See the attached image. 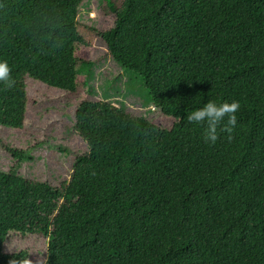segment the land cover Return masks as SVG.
Returning a JSON list of instances; mask_svg holds the SVG:
<instances>
[{
	"label": "trees",
	"instance_id": "trees-1",
	"mask_svg": "<svg viewBox=\"0 0 264 264\" xmlns=\"http://www.w3.org/2000/svg\"><path fill=\"white\" fill-rule=\"evenodd\" d=\"M33 2L0 0L12 81H0V127L14 131L28 112L26 77L74 93L94 67L73 39L22 25ZM105 10L112 59L173 124L78 103L70 130L86 155L70 180L0 170V263L11 234L42 233L43 264H264V0H106ZM209 100L239 104L214 144L185 120Z\"/></svg>",
	"mask_w": 264,
	"mask_h": 264
},
{
	"label": "rangeland",
	"instance_id": "rangeland-1",
	"mask_svg": "<svg viewBox=\"0 0 264 264\" xmlns=\"http://www.w3.org/2000/svg\"><path fill=\"white\" fill-rule=\"evenodd\" d=\"M114 1L120 7L123 0ZM105 7L106 0H34L26 11L23 26L73 39L77 56L93 61L94 67L90 77H79L74 93L25 78L28 112L24 128L0 127V170L17 168L30 181L53 186L70 180L75 156L86 155L85 144L70 130L73 110L84 100H103L116 107L123 104L132 117L144 116L163 128L172 126L173 119L163 115L156 104L145 101L127 71L112 59L100 32L113 24L115 16ZM21 151L28 153L22 155ZM48 241L42 233L11 234L0 264H43Z\"/></svg>",
	"mask_w": 264,
	"mask_h": 264
},
{
	"label": "clouds",
	"instance_id": "clouds-1",
	"mask_svg": "<svg viewBox=\"0 0 264 264\" xmlns=\"http://www.w3.org/2000/svg\"><path fill=\"white\" fill-rule=\"evenodd\" d=\"M0 81L9 87L12 86L10 79V67L7 61L0 60ZM239 104L236 101L209 100L207 103L194 110L187 111L185 120L190 124L202 125L204 127V139L209 143H216L219 131L231 133L237 124L236 113ZM218 131V127L221 126ZM15 264V261H12Z\"/></svg>",
	"mask_w": 264,
	"mask_h": 264
}]
</instances>
